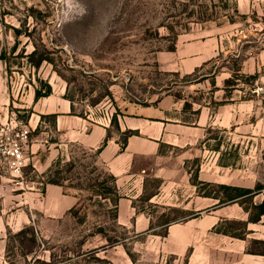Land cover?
<instances>
[{
	"label": "rangeland",
	"instance_id": "374dc122",
	"mask_svg": "<svg viewBox=\"0 0 264 264\" xmlns=\"http://www.w3.org/2000/svg\"><path fill=\"white\" fill-rule=\"evenodd\" d=\"M263 33L264 0H0V125L15 114L30 121L34 91L46 84L72 98L75 114L103 122L127 104L170 95L184 125L158 157L137 160L147 169L146 193L162 187L153 201L134 200L147 217L137 226L118 222L112 174L96 151L60 138L52 116L32 133L41 144L26 148L22 175L0 146V264H187L190 254L191 264H264V255L246 256L264 251V215L250 221L264 200V93L256 91L264 66L235 71L264 50ZM210 39L219 53L188 72L183 53ZM41 55L48 59L36 66ZM221 70L232 78L224 92L213 78L197 82ZM221 95L227 100L216 101ZM207 103L211 125L195 128V108ZM46 139L61 146L52 145L44 170L35 156L49 155ZM50 180L62 194L48 190ZM221 184L254 192L227 203L205 196L225 198Z\"/></svg>",
	"mask_w": 264,
	"mask_h": 264
},
{
	"label": "crops",
	"instance_id": "0c3cea01",
	"mask_svg": "<svg viewBox=\"0 0 264 264\" xmlns=\"http://www.w3.org/2000/svg\"><path fill=\"white\" fill-rule=\"evenodd\" d=\"M179 50L180 47H178L177 51ZM219 51V43L217 40L215 42V39L204 42L203 46L197 43L193 51L187 54L183 53V56H189L187 61L190 63L188 72L194 71L196 68L205 65L208 61L213 59ZM263 66L264 50L258 53L257 56L248 57L247 60L243 59L241 62V71L254 74L257 71L261 72ZM210 75L211 74L206 73L205 80L213 78L214 82L211 83L216 88V92H224L223 84H225L226 79L229 78L230 73L221 70L216 73L214 77ZM235 91L238 90L235 89ZM63 95V89L60 94L56 93L53 89L49 95L35 99L30 121L23 120L16 114L11 117H17V119L21 120L30 130V138L26 148L30 149L35 146L37 149L40 148L39 146L41 143H38L39 139L36 136L33 138L32 133L38 126H41L42 117L52 116L54 118L53 127L57 133H59L60 138L79 142L86 148L96 151L98 160L115 177V183L121 195L118 201V222L123 225L134 223L136 226L141 222L146 223V215L137 212L134 200L142 195H147V200L153 201L154 198L161 193L162 187H160L159 190L146 193L145 178L147 176V169L145 167H138L136 165L137 160L140 156L149 155L156 158L159 155V150L163 143L168 142L174 144L171 141H167V138H171L172 131H180L184 127L179 118L181 116V107L177 106V100H175L173 96L166 95L161 98L157 104L153 105L138 103L125 105L121 110V114H118L119 128L116 129V134H112L107 143L103 145L109 133V129L111 128L110 120L103 122L101 120H93L89 116L86 117L73 114L70 100ZM223 98L221 95V98L217 99L215 97V100H227L226 96ZM231 100L236 101L237 98L231 97ZM226 104L227 103L219 104V111H224L227 106ZM210 108L209 103L203 106V108L200 104L199 107L195 108V111H200L198 117L192 122L195 128H201L200 126L203 125H211L213 113H211ZM34 116L36 118H34ZM126 130H133L135 134L128 136L124 144V142H121L120 137ZM46 141L49 143V155L47 154L44 160H41L38 155L35 156L36 159L39 160L38 162L44 165V170L52 165V145L61 146L59 142H53L47 139ZM101 146H103L101 151L97 152ZM154 171H160V167L156 165ZM137 181L141 183L139 189H137L139 187L138 184H136ZM48 185L49 191L51 190L56 193L60 192L62 194V185L47 183V186ZM64 209H68V206L65 205ZM144 218H146L145 221ZM243 256L244 254L241 255L242 258ZM246 256L247 258H254L255 255L246 253ZM196 257L195 254H190L187 264H191ZM253 263L254 261L248 262V264ZM236 264L243 263L236 262Z\"/></svg>",
	"mask_w": 264,
	"mask_h": 264
},
{
	"label": "trees",
	"instance_id": "16d2710c",
	"mask_svg": "<svg viewBox=\"0 0 264 264\" xmlns=\"http://www.w3.org/2000/svg\"><path fill=\"white\" fill-rule=\"evenodd\" d=\"M235 10H238L237 8ZM244 16V15H242ZM231 22H234L232 21V19H230ZM14 30H16L17 33L20 32V30L18 28H15L14 27ZM177 37H178V34H176L175 36V39H174V42L173 44L169 47V50H175L176 49V40H177ZM37 53V50L35 49L33 51V54H36ZM45 59H48L46 56L44 55H41L37 61H36V66L40 65L42 63V61H44ZM235 71L237 72V74L241 71V67H238L237 69H235ZM252 77H256V75H251ZM206 78V73H202L200 76H199V79L197 80V82L199 81H202ZM232 78H228L226 79V84H229L230 82H232L231 80ZM233 85V88H236L237 84L236 83H232ZM52 92V88L50 85L46 84L44 85L43 89H36L35 90V99H38L42 96H47L49 95L50 93ZM65 98L71 100V110H72V113H74V103L72 101V98L70 96L67 95V93L65 94L64 96ZM189 103L188 102H185V106H184V109H186L188 107ZM199 111H194V113H198ZM111 124L113 126H115L116 128H119V122H118V115L117 113L113 115V117L111 118ZM132 134H135V132L133 130H126L124 132V138H123V142L125 144L126 142V139L128 136L132 135ZM110 133H108L104 143L106 144L107 141L109 140V137H110ZM103 146H101L97 152L101 151ZM124 147V146H122ZM112 179L114 181V185L112 187V191L115 193V200H114V204H115V208H116V211H117V216H118V201L121 197V195L119 194L118 192V189H117V186H116V183H115V177L112 175ZM50 183H55V184H59L61 185V183H59L58 181H52L50 180L49 181ZM221 187L223 189H225V193H226V197L225 198H222V197H218V196H215V195H212L211 193H206L205 196H209V197H214V198H218L219 199V203H227V202H233V201H236L237 199L239 198H242V197H246V196H249L251 195L254 191L252 188H249V187H240V186H234V185H230V184H221ZM256 208L258 209V216L257 217H254V218H250V221L251 222H258L260 219H261V216L264 215V200L257 204L256 205ZM238 236V235H237ZM262 243H264V240H261ZM251 254H258V255H264V251H247Z\"/></svg>",
	"mask_w": 264,
	"mask_h": 264
},
{
	"label": "built area",
	"instance_id": "2783aa9c",
	"mask_svg": "<svg viewBox=\"0 0 264 264\" xmlns=\"http://www.w3.org/2000/svg\"><path fill=\"white\" fill-rule=\"evenodd\" d=\"M264 42V33L262 35ZM264 93V85L257 88ZM111 121V118H108ZM30 138V130L17 117L0 125V146H5L3 153L8 159L9 167L15 176L22 175L27 165L26 146Z\"/></svg>",
	"mask_w": 264,
	"mask_h": 264
}]
</instances>
